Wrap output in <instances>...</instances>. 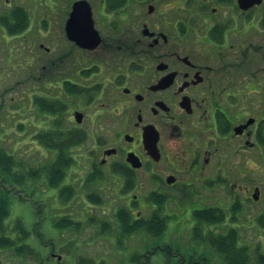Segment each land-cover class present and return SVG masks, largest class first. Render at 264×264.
Instances as JSON below:
<instances>
[{"label":"flooded vegetation","instance_id":"af4514ba","mask_svg":"<svg viewBox=\"0 0 264 264\" xmlns=\"http://www.w3.org/2000/svg\"><path fill=\"white\" fill-rule=\"evenodd\" d=\"M3 40L28 43L33 96L61 101L63 134L101 139L53 187L50 151L26 194L0 171V264L230 263L231 231L264 217V0H0ZM65 188L80 233L52 214ZM157 202L172 240L133 242L131 217Z\"/></svg>","mask_w":264,"mask_h":264},{"label":"rangeland","instance_id":"374dc122","mask_svg":"<svg viewBox=\"0 0 264 264\" xmlns=\"http://www.w3.org/2000/svg\"><path fill=\"white\" fill-rule=\"evenodd\" d=\"M10 40V39H9ZM49 40L46 41H39V43L48 44ZM2 47H0V76H6V82L2 81L3 84L0 86V123L4 124V129H14L13 133L8 134L9 136H4L2 141H0V147H3L4 150H8L12 152L13 147L16 150L15 155L19 160H23L28 162L29 154L31 151L32 156L37 159L38 153L35 151V147H41L38 145L35 136L40 134V130H52V132L56 133V129L58 127L55 126L54 122L55 119L60 118L62 121L63 126L67 127L66 118L62 112L57 114L56 116L47 115L45 118L40 113L39 108L35 105V100L33 96V83L31 82V67L30 64V54L28 49V43L24 41L22 44L17 42L16 44L10 42H3ZM29 50V51H28ZM40 56L45 54L43 51H39ZM37 93H40V90L37 89ZM20 122L24 126L23 129L17 131L19 129ZM13 123L17 128L13 126ZM62 124L60 126H62ZM1 126V125H0ZM11 127V128H10ZM86 128H91L89 124L85 125ZM62 129V128H61ZM44 133V132H42ZM86 140L85 147H92L97 140L101 139L100 137L96 136H84ZM35 138V139H34ZM42 188V187H41ZM68 196L66 193H62V191L57 192L56 197L52 198L50 202L52 203V214L59 215L62 213L71 214V217L75 222L73 224L68 223V228H73L75 232H79L83 225H86L84 220L85 217L78 213L77 210L82 208V204L78 203L77 199H75V207L68 206ZM49 201V199H47ZM103 204L101 207H104ZM81 206V207H80ZM141 212H143L141 210ZM146 216V214H144ZM91 221L90 219H88ZM136 223V222H134ZM135 228L138 226L136 224ZM247 230L237 229L239 233L242 232V236L248 240V242H255L257 245L260 242L264 241V233H262L257 238L251 237L253 231L258 233L257 229L254 228L252 225H246ZM133 228V224L131 225ZM165 229V228H164ZM253 229V230H252ZM96 230V229H95ZM242 230V231H241ZM169 230L165 232L164 236L159 239H155L152 235L149 234L148 229H144L142 231H137L134 233L128 232L132 238L133 242H141V245L153 246L156 244L161 243L164 240H168L170 237V233L168 234ZM76 239L77 240V234ZM127 231H125V235H128ZM168 234V235H167ZM259 234V233H258ZM97 240L102 239L103 237L107 236V231L104 232L101 228L97 231ZM167 236V237H166ZM111 239V238H110ZM124 236L122 237V240ZM131 239V238H130ZM182 239V240H187ZM66 240H72L69 236H66ZM117 240V237H116ZM263 240V241H262ZM150 249V248H147ZM146 250V249H144ZM156 256L155 258H157ZM153 258L155 264H162L160 259Z\"/></svg>","mask_w":264,"mask_h":264},{"label":"trees","instance_id":"16d2710c","mask_svg":"<svg viewBox=\"0 0 264 264\" xmlns=\"http://www.w3.org/2000/svg\"><path fill=\"white\" fill-rule=\"evenodd\" d=\"M34 103L39 108L44 118L47 115L56 116L60 112L63 113L60 100H35ZM61 120L60 118L55 119L54 124L58 127L56 133L52 132L54 129L49 131L44 129L42 131L40 130V134L35 136L37 139L36 141L39 142V146L44 147L47 151H51L52 162L54 161L51 165L52 187L55 186V183H60L64 179L62 177L65 175L67 168L69 169L75 163L73 154H75L76 150L85 142L84 136L63 134L65 126H63L64 123L62 124ZM61 124L62 126H60ZM13 126L17 128L14 123ZM23 127L24 126L20 122L17 131H21ZM13 131L15 130L12 128L5 129L2 138L8 136L11 132L13 133ZM15 152L16 150L14 147L12 152L0 147L1 175L7 178H13L14 182L19 185L20 191L26 194L33 185L39 186L38 172L36 173L34 166L29 160L28 162L23 160L20 161L17 155H15ZM66 190H68V188H66ZM67 196L70 201V195L67 194ZM203 219L205 220L206 217ZM134 222H132L133 228H131V233L142 231L146 228L150 235L159 237L165 231L164 223L160 220L157 221L156 216ZM134 224L138 226L135 228ZM259 224L263 227L264 220L260 219ZM219 250L225 252L228 257L231 258L228 264H264V247L240 239L236 234H233V231H231L227 239V245Z\"/></svg>","mask_w":264,"mask_h":264},{"label":"water","instance_id":"95a60500","mask_svg":"<svg viewBox=\"0 0 264 264\" xmlns=\"http://www.w3.org/2000/svg\"><path fill=\"white\" fill-rule=\"evenodd\" d=\"M77 10H78V8H77V5H76V6L74 7V11H73V13H72V15H71L70 23H73V22L76 20V18L78 17ZM78 121L81 122L80 119H78Z\"/></svg>","mask_w":264,"mask_h":264}]
</instances>
